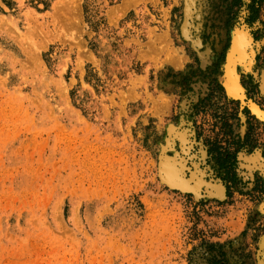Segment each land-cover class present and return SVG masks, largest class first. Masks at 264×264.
I'll return each instance as SVG.
<instances>
[{"label": "rangeland", "instance_id": "374dc122", "mask_svg": "<svg viewBox=\"0 0 264 264\" xmlns=\"http://www.w3.org/2000/svg\"><path fill=\"white\" fill-rule=\"evenodd\" d=\"M193 1L185 39L183 0H0V264H264V173L242 160H264L248 108L264 112V0ZM241 27L258 47L235 100L221 78ZM229 100L230 138L246 133L244 110L260 134L236 154L232 198L168 187L166 157L184 178L195 164L219 180L202 138Z\"/></svg>", "mask_w": 264, "mask_h": 264}, {"label": "bare ground", "instance_id": "6f19581e", "mask_svg": "<svg viewBox=\"0 0 264 264\" xmlns=\"http://www.w3.org/2000/svg\"><path fill=\"white\" fill-rule=\"evenodd\" d=\"M183 2H184V13L183 14L185 18H184V24L181 28V33H182L181 36H183L185 39H188L189 29L191 27V25L188 24V19L191 18L190 15L192 14L191 11L194 5L193 4L194 1L193 0H183ZM124 10L126 11V9H123V11ZM232 32L233 34L231 37V43L227 51L226 60L223 65V76L221 78V82L225 90V93L229 98L235 99V100L236 99L242 100L244 97V91L239 82V79H240L239 72L247 74L252 71L254 67V56H255L254 49L257 48L258 45L257 43L254 44L253 40L249 36L248 31L246 29L244 28L236 29V30H233ZM158 40H167L166 34L164 33V35H161V37ZM193 40H194L192 42L193 46L194 47L199 46V40L197 38ZM207 55H209L208 50H206L203 54L200 55L202 67L207 63V58H206ZM260 79H259L260 80V90L264 92V74H262ZM248 108L251 111V113L256 116L257 119L264 122V112H262L260 109H258L256 105L252 103H248ZM169 131H170L169 133H171V137L176 138V139L178 138L182 146L187 144L185 142L186 133L184 131L176 132V130L172 128L171 130L169 129ZM203 154L201 156H203ZM242 160L245 162H251L254 165L255 163L257 164V161L259 162L260 158H259V154L255 152L253 156L247 157V158L244 157L242 158ZM183 162L184 161L182 159L179 160L177 158H167L166 157L164 159H161V164H160L161 171L160 172H162L161 174H162L163 182H165L168 187L177 189L178 191L183 192V193H190L193 196H198L200 190H202V188L204 187V192L208 195L209 198L220 197V191L218 190V188L213 186L209 182H205L203 180L202 178L203 172L199 170L195 166V164H193V170L190 171V175L187 178H184L183 177V170H184ZM252 168L253 167H249L247 169L250 170ZM260 247L262 249L264 248L263 241L261 242Z\"/></svg>", "mask_w": 264, "mask_h": 264}, {"label": "trees", "instance_id": "16d2710c", "mask_svg": "<svg viewBox=\"0 0 264 264\" xmlns=\"http://www.w3.org/2000/svg\"><path fill=\"white\" fill-rule=\"evenodd\" d=\"M228 106H232L230 112ZM237 110L238 104L236 101H227L220 114H217L215 111V114L211 116L212 122L207 124V132L209 134L203 137L201 125L197 128L198 132L195 133L197 140L203 137L202 144L206 148L207 162H214L217 168L215 177L224 186L227 199L232 198V190L238 181L236 174V154L238 150L246 148L248 149L247 152H251L255 149L260 135L255 119L249 116L248 111L244 110L243 114L245 115V124L247 125L246 133L243 138H240L239 135L230 138L232 136L230 121L236 120L237 123L240 122ZM235 138L236 140H234Z\"/></svg>", "mask_w": 264, "mask_h": 264}, {"label": "crops", "instance_id": "0c3cea01", "mask_svg": "<svg viewBox=\"0 0 264 264\" xmlns=\"http://www.w3.org/2000/svg\"><path fill=\"white\" fill-rule=\"evenodd\" d=\"M124 6H126V3H125V5ZM145 10L147 11V12H145V13H147L146 15H144V17H143V15L141 14L140 16H139V21H141L140 23L142 24V26H141V28H143V32H146L147 31V27H149L150 26V23H151V21L152 20H155V14H154V12L153 11H151L150 12V10L147 8V7H145ZM142 11V13H144V11L143 10H141ZM152 19V20H151ZM248 34H249V36L251 37V34L248 32ZM251 39H252V37H251ZM253 40V39H252ZM231 43V42H230ZM155 53H158L157 52V50H156V47L155 46H152V45H150L149 47H147V48H141V49H139V50H137V51H135V57H136V59L139 61V59H138V57L140 56V55H142L143 57H145V58H149V57H151L152 55H154ZM226 56H227V54H226ZM161 58V57H160ZM226 60V59H225ZM261 78V76L259 75V78H258V82H259V86H260V79ZM260 79V80H259ZM259 109V108H258ZM263 112V111H262ZM201 152H202V154L204 153V158H208L207 157V152H206V150L205 151H203V150H201ZM254 154V153H253ZM253 154L251 153V154H249V153H244L243 155H242V157L244 158H247V157H251V156H253ZM259 158H260V160H263L262 158H261V156H259ZM259 160V162L257 161V164L255 163L254 165L251 163V162H245V161H243L244 163H243V165H247V166H250V167H253L252 168V170L253 171H256L257 169H260L263 173H264V160L261 162ZM210 163H211V161H210ZM250 164V165H249ZM211 166H213V164L211 165ZM263 166V167H262ZM206 182V181H205ZM210 184H212L213 186H215V187H217L218 188V190L220 191V197H218V198H216V199H221L222 197H224L225 195H224V193H225V188H224V186L222 185V183L219 181V180H217V181H212ZM203 190H204V187L202 188Z\"/></svg>", "mask_w": 264, "mask_h": 264}, {"label": "flooded vegetation", "instance_id": "af4514ba", "mask_svg": "<svg viewBox=\"0 0 264 264\" xmlns=\"http://www.w3.org/2000/svg\"><path fill=\"white\" fill-rule=\"evenodd\" d=\"M229 101H233V100H229ZM254 118V117H253ZM258 131H259V129H258ZM258 140H259V137H258Z\"/></svg>", "mask_w": 264, "mask_h": 264}]
</instances>
